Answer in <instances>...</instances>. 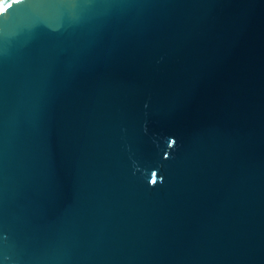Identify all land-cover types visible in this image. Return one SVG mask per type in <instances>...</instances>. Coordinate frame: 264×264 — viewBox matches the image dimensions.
Segmentation results:
<instances>
[{
	"label": "water",
	"instance_id": "water-1",
	"mask_svg": "<svg viewBox=\"0 0 264 264\" xmlns=\"http://www.w3.org/2000/svg\"><path fill=\"white\" fill-rule=\"evenodd\" d=\"M0 264H264V0H0Z\"/></svg>",
	"mask_w": 264,
	"mask_h": 264
}]
</instances>
